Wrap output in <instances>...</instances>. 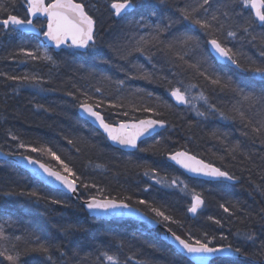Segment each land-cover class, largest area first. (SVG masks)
Here are the masks:
<instances>
[{"label": "trees", "instance_id": "trees-1", "mask_svg": "<svg viewBox=\"0 0 264 264\" xmlns=\"http://www.w3.org/2000/svg\"><path fill=\"white\" fill-rule=\"evenodd\" d=\"M75 2L83 3L86 12L97 21V46L86 54L71 49L58 54L51 51L55 63H47L39 59L32 60L20 52L21 48L33 51V43L39 37L20 36L9 41L5 37L1 38L4 44L0 46V151L14 153L7 155L10 157L29 155L58 168L56 161L46 155L27 152L17 145L23 142L27 146L50 147L73 168L81 180L96 187L84 189L77 182L79 199L75 203L66 195L42 186L14 165L0 162V224L4 225L6 233L20 236L35 233L41 242L52 245L55 264H100L97 258L101 252L115 255L119 264H136L138 260L146 264H191L161 241L159 232L150 231L132 221L93 220L81 207V202L90 200L92 196L97 199L107 197L118 202L124 200L131 208L138 209L183 239L189 235L193 240L203 239L207 233L216 246L232 244L241 247L244 253L241 255L244 258L242 260H216L211 264L263 263L264 247L261 244L264 242V218L261 217L264 216V147L238 119L223 120L218 113L207 112L206 105L199 98L203 93L209 98V103L231 115L230 109L238 97L228 91L221 92L187 64L179 60L170 62L159 52L156 54L159 56L158 61H154L156 55L153 57L155 68L143 57L129 58L153 74L151 83L127 79L125 73L132 74L135 70L109 49V45L123 43L133 32H149L150 29L144 28L141 21L167 23L168 17L179 13L175 12L171 0L168 7L156 8L155 14L151 7L142 6L146 0H133L134 12L120 19L114 18L110 11L113 0ZM149 2L154 3L155 0ZM0 4L7 5V11L0 14V18H6L11 13L27 19L24 0H15L14 4L11 0H0ZM90 7L93 9L90 10ZM233 7L236 9L238 4L235 3ZM41 24L37 23V27ZM181 27L185 28V24L181 23ZM184 31L189 34L193 32L187 28ZM194 31L192 34L204 35L198 29ZM206 40L202 44L206 61L188 63L199 62L200 70L206 71L208 75L231 77L235 84L243 87L252 74L218 64L210 56ZM236 48L247 49V56L257 63L264 60L259 54L261 47ZM10 76H35L41 83H21L8 79ZM118 80H125L124 88L119 91L115 83ZM189 85L196 86L189 88ZM96 87L102 88L103 92L97 93ZM173 87H179L182 91L188 89L186 95L189 105L186 109H177L171 103L169 89ZM80 92H87L105 101L122 98L126 106L132 103L155 108L161 115L153 116L145 112L132 115L137 119L164 120L167 129L141 144L136 153L114 150L98 132L79 118L78 103L84 99ZM68 93H74L78 99H73ZM148 93L152 95L149 97ZM191 97L193 101L189 100ZM125 110H128L127 107L106 108L104 114L114 125L117 122H132L129 117L116 115ZM197 110L205 111L206 116H198ZM254 113L255 109L249 115L254 116ZM245 131L249 132L248 136L243 135ZM12 135L19 137V140H12ZM69 139L73 141L72 144L68 143ZM236 144H239L240 150L230 153L229 149ZM176 151H187L197 159L229 172L237 178V185L207 184L188 179L165 161L170 153ZM147 170H153L155 174L144 175ZM173 179L177 181L176 185L171 184ZM156 180L162 183H156ZM33 191L39 193V201L27 195ZM9 192L11 196L6 195ZM193 193L200 194L204 200V210L195 220L189 217L188 211ZM128 196L132 199L125 200ZM53 199L64 203L52 204ZM140 199L160 208L177 223L155 216L149 208L136 203ZM221 204L230 208L235 204L242 211L232 209L235 215L230 216L223 211ZM209 217L214 219L209 220ZM214 220H220L221 224L217 225ZM69 226L70 231L64 232L63 229ZM238 231L241 234L255 232L257 244L238 238ZM15 243L16 249L12 248L11 242L8 243L9 251H23V241ZM57 249L63 251L65 256L60 257ZM129 256L134 259L128 260ZM0 264L9 262L0 257ZM20 264H47V261L40 255L29 253L21 256Z\"/></svg>", "mask_w": 264, "mask_h": 264}, {"label": "snow or ice", "instance_id": "snow-or-ice-1", "mask_svg": "<svg viewBox=\"0 0 264 264\" xmlns=\"http://www.w3.org/2000/svg\"><path fill=\"white\" fill-rule=\"evenodd\" d=\"M14 2L15 0H11V3L14 4ZM213 3L214 0H186L182 7H177V11L179 12L178 19L168 17L167 23H144L141 21L144 28L150 29L149 32L146 34L133 32L130 36L125 38L123 43L109 45V49L119 59L127 61L132 65L135 71L132 74L126 72L125 76L127 79L146 80L151 83L153 74L146 71L142 65L129 58L133 56L143 57L144 60L152 64V67L155 68L153 57L159 52L169 58L170 62L179 60L187 64V67L193 69L198 75L203 76L205 80L209 81L214 88H218L221 92L228 91L233 93L238 99H236L230 109L231 115L209 103V98L203 93L200 94L199 98L206 105L207 112L218 113L223 120L235 121L238 119L245 128L250 129L255 139L260 140L261 146L264 147V60L257 63L252 60L250 56H244L242 53L234 51L233 48L228 47L226 43L229 39H238V29L244 33L246 37L250 36L251 41H255L256 35L253 33L256 27H259L262 36L261 43L264 44V0H215L216 7H213ZM235 3H239L244 9H249L254 13V18L249 16L242 24L234 21V17L243 15L242 11H237L233 7ZM24 4L26 5L28 17H46L47 30L42 31L43 24L38 28L37 24L34 23L31 18H19L9 13L6 18H0V26H2L5 31L10 29L13 32L21 30L36 32L38 35L42 34L48 41L53 42L57 48L67 44L69 40L71 44L68 46L72 48L92 50L96 48L97 21L86 12L83 3L75 2V0H50V2L47 3L46 0H24ZM168 4L169 0H155L154 3H150L149 0H146L145 4L142 6L151 7L153 9V14H155L156 8H166ZM133 7V0H113L110 4V8L113 10V14L116 17L127 14L128 10L133 9ZM5 11H7V5L0 4V14H3ZM181 23L185 24L188 30L198 29L203 32L204 35L208 37L206 43L211 46V49L214 50L220 58L234 65L235 68L241 72H250L252 78L241 87L235 84L231 77L223 78L219 75L210 76L206 71H201L199 62L195 64L188 63L185 57L192 49L200 47L201 40L198 36L190 35L188 32L180 34L172 33L171 38H169L168 34L171 33L174 25ZM221 37H223V39H221ZM20 52L32 60L43 59L55 63L52 56L47 53H45L43 57L39 56L37 54L39 49L34 52L26 51L21 48ZM259 54L261 57H264V47L260 48ZM103 62L108 63V61ZM8 79L29 84L41 83L35 76H10ZM115 83L118 86V91L122 90L125 86V80H118ZM257 84H259V89H257ZM195 86L196 85H189L188 87L191 88ZM95 91L97 93H102L103 89L96 87ZM187 91V88L182 91L179 87L169 89L170 96L174 98L178 104L188 103ZM68 95L72 96L73 99H78L74 93H68ZM80 95L84 97V99L79 100L78 103V107L82 113L86 114L99 129H102L107 139L115 144L136 148L137 141L142 136L146 134L151 135L158 128L166 127V122L164 120L152 118L137 119L132 115L136 112L151 113L153 116L161 115L155 108L132 103L126 106L122 98H118L116 101H105L102 98H95L87 92H80ZM151 95V93H148L149 97ZM125 107H127L128 110L117 112L116 115L129 117L132 122H117L114 125L109 119H106L104 114L106 108L124 109ZM253 109H255L254 116L249 115ZM45 111H47V109H45ZM197 115L203 117L206 116V112L197 110ZM213 135L215 136L216 134L213 133ZM243 135L248 136L249 132L245 131ZM11 139L19 140V137L12 135ZM68 143L72 144L73 141L69 139ZM17 147L27 152L46 155L56 161L59 166L58 168L49 166L40 159L33 158L29 155L21 156V159L27 161L28 165L36 166V168L42 171L44 176L51 177L59 182L69 193L78 192L77 182H79L84 189L96 187L94 184L89 185L81 180V177L73 168L62 160L52 148L44 146H27L23 142L18 143ZM239 150L240 146L236 144L229 149V152L235 153ZM140 151H147V149H140ZM3 155H14V153H3ZM168 159L174 161L186 171L196 175L215 179L223 178L228 181H235L237 179L229 172L221 170L219 167H214L210 163H205L203 160L197 159L195 155H190L187 151L170 153ZM97 167H100V165H97ZM36 168H33L34 172ZM150 173L152 175L155 174L153 170H147L144 175L149 176ZM156 183H162V181L156 180ZM176 183L177 181L175 179L171 181L172 185H176ZM180 183L182 184L183 181H180ZM186 188L187 185H185V189ZM98 191L102 190L98 189ZM6 195L11 196L12 193L9 192L6 193ZM20 195H25V193H20ZM27 195L30 198H36L37 201L41 198L39 193L35 191L27 193ZM131 199L132 197L130 196L125 197V200ZM51 203L63 205L64 202L53 199ZM136 203L149 208L155 216L162 217L164 221L177 223L172 217L165 215L164 211L160 208L153 207L147 200L140 199L137 200ZM203 204L204 200L201 198L200 194L193 193L192 203L188 211L196 215L198 209H200ZM85 206L90 212L97 210L108 212L109 210L115 211L117 209L132 210L131 205L124 202V200L118 202L116 199H109L107 197L97 199L96 196H92L90 200L85 201ZM220 207L230 216L235 215V211H242V209L235 204H233L231 208L226 204H221ZM232 209H235V211ZM136 211H138V209ZM261 218H264V216ZM208 219L213 220L214 218L209 217ZM214 223L217 225L221 224L220 220H214ZM63 230L64 232L70 231V226ZM173 236L180 246V254L193 258L195 264H209V257H216L219 259L224 254L237 256L244 254L239 246L234 247L232 244L219 247L216 246L213 244L212 240L208 238L207 233L204 234L203 239L197 238L195 240H193L191 235H189L187 239H183L175 233H173ZM236 236L253 245L258 242V237L255 232H244L241 234L238 231ZM222 239H226V237H222ZM21 241L25 244L23 251H15L14 253L9 251L8 243L11 242L12 248L16 249L15 242ZM261 246L264 247V242H262ZM57 251L60 250L57 249ZM29 253L40 255L47 261V264H55L52 255V245L41 242L40 237L35 233H29L26 236L10 235L6 233L4 225L0 224V257L7 260L9 264H20L21 256ZM64 256L65 253L60 251V257ZM97 259L100 261V264H104V262H107V264H119L118 258L108 252H101ZM127 259L133 260L134 257L129 256ZM136 264H146V262L138 260Z\"/></svg>", "mask_w": 264, "mask_h": 264}, {"label": "water", "instance_id": "water-1", "mask_svg": "<svg viewBox=\"0 0 264 264\" xmlns=\"http://www.w3.org/2000/svg\"><path fill=\"white\" fill-rule=\"evenodd\" d=\"M110 10H111V8H110ZM133 11H134V7H133V9H129L127 13H131ZM111 12L113 13V10H111ZM252 14L254 16V13H252ZM124 15L125 14H122L120 17H122ZM114 17L116 19L120 18V17H116L115 15H114ZM28 18L33 19L34 23L36 21H42V22L46 23V17H43V16H39L37 18H33V17H28ZM46 30H47V26H46ZM17 32H19V33H21V34H23L25 36H37L38 35L36 32H31V31H27V30H21V31H17ZM42 41H43V44L49 50L53 51L56 54L66 50L67 47H69L68 45L71 44V41L69 40L67 42V44L61 45L60 48H57L55 46V44L53 42H51V41H48L46 37H44ZM72 49L75 52H78V53H81V54H85L88 51V49H76V48H72ZM208 51H209V54L211 55V57L214 60H216V62L218 64L226 66V67H229V68H231L233 70H236V71H240V70L236 69L234 65H231V64L225 62L222 58H220L218 56V54H216L214 52V50L211 49L210 45H208ZM171 101L179 109L185 108L187 106V103L186 104H178L176 102V100L174 98H172V97H171ZM77 114H78V116H79V118L81 120L86 122L96 132H98L106 140V142L108 143V145L112 149L120 151V152H123V153H129V154L136 153L138 151L139 146L144 141L151 139L152 137L164 132L167 129V126L165 128H158L151 135H147L146 134L145 136H142L137 141V147L136 148H130V147H125V146H121V145L115 144L112 141L108 140L106 134L103 133V130L99 129L98 126L96 124H94L91 121V119L86 116V114L82 113L80 108H78ZM165 160H166V162L168 164H170L171 166L175 167L178 171L183 173L187 178H189L191 180L203 181L205 183H210V184H212V183H220L221 184L222 183V184H228V185H237V181H228V180H225L223 178L215 179V178H210V177H205V176H202V175H196L194 173H190V172L186 171L185 169L181 168L174 161L169 160L168 156L166 157ZM0 162H4V163H8V164L14 165L16 168H18L21 171L27 173L33 179H35L38 182H40L42 185L50 188L51 190L59 191V192L65 194L66 196H68L74 202H77L78 199H79L78 193H69L66 189L63 188L62 185L59 184V182L55 181L51 177L44 176L42 171L39 170L38 168H36V166L28 165L27 161H24V160L21 159V156L10 157V156H7V155H3V153L0 151ZM33 168H36L35 172L33 171ZM81 207L88 214V216L91 219H93V220L104 221V222L119 221V220L120 221H132V222H134V223H136L138 225H142V226L146 227L147 229H149L151 231L159 232L161 241L165 242L170 247H172L181 257H183L184 259L189 261L191 264H195L193 258H191L189 256H186L184 254H180V246H179L178 242L174 239V236H173V234L170 231H168L167 229L161 227L157 222L149 219L148 217H146L145 215H143L139 211H136L135 209L131 208L132 209L131 211L130 210H126V209H117L115 211L109 210L108 212H103V211H100V210L90 212L87 209V207L85 206V201L81 202ZM203 210H204V204H203V206L200 209H198L196 215H193L192 213L189 212V217L192 220H195L196 217L198 216V214L202 213ZM227 259H235V260H240L241 259L242 260L244 258L241 255L237 256V255L224 254L219 259L216 258V257H209V264H211L212 262H214L216 260H227ZM260 264H264V262L260 263Z\"/></svg>", "mask_w": 264, "mask_h": 264}, {"label": "rangeland", "instance_id": "rangeland-1", "mask_svg": "<svg viewBox=\"0 0 264 264\" xmlns=\"http://www.w3.org/2000/svg\"><path fill=\"white\" fill-rule=\"evenodd\" d=\"M174 8H175V12H178L177 11V7H182L186 0H171ZM213 7H216V3H215V0H214V3H213ZM90 10H92L93 8L90 7L89 8ZM239 11H242L241 8H239ZM172 19H178L179 18V13L177 15H172L171 17ZM231 23V22H230ZM186 28V26H185ZM184 27H181V24H176L174 25V27L172 28L171 30V33L168 34L169 38H171V34L172 33H176V34H180V33H184V32H188V31H184L185 30ZM192 33H195L194 29H192ZM191 33V32H190ZM190 34V35H194V36H198L201 40V44H200V47L199 48H194L192 49L190 52H188V55H187V61H206L205 57H204V54H203V49H202V44H203V41L204 39H208L207 36L205 35H200V34ZM189 34V33H188ZM6 38V41H9L11 40L12 38L14 37H20V35L17 33V32H13L11 31L10 29L5 31L2 27V30H0V46L2 44H4L3 40L1 38ZM36 42H34L33 44V51L35 52L37 49H39V52L37 53L39 56L43 57L45 53H47L48 55H50V50L47 49V47L42 43V40L41 39H35ZM227 46L228 47H232L234 51H238L240 53H242L244 56H247L248 55V50L247 49H237L236 46H235V43L233 40L229 39L227 40ZM51 56V55H50ZM158 58L159 56L156 55V57L154 58V61H158ZM40 61H45L47 63H50L49 61H46V60H43V59H39ZM192 96V95H191ZM190 101H193V97L189 98Z\"/></svg>", "mask_w": 264, "mask_h": 264}, {"label": "flooded vegetation", "instance_id": "flooded-vegetation-1", "mask_svg": "<svg viewBox=\"0 0 264 264\" xmlns=\"http://www.w3.org/2000/svg\"><path fill=\"white\" fill-rule=\"evenodd\" d=\"M237 4H238V7L242 9L244 16L241 18L235 17L234 21L242 24L249 18V16H252V18H254L252 12L249 9H244L239 3ZM237 31H238V39L235 40V45L238 48L258 49L259 47H264V44L261 43L262 36H261V30L259 27H256L255 32L253 33L254 35H256L255 41H251V37L250 36L246 37L245 34L242 33L239 29Z\"/></svg>", "mask_w": 264, "mask_h": 264}, {"label": "bare ground", "instance_id": "bare-ground-1", "mask_svg": "<svg viewBox=\"0 0 264 264\" xmlns=\"http://www.w3.org/2000/svg\"><path fill=\"white\" fill-rule=\"evenodd\" d=\"M236 10L237 11H239V7H236ZM170 97V101H171V96H169ZM171 103L173 104V102L171 101ZM174 105V104H173ZM188 105H189V102L187 103V106L185 107V108H181V109H186L187 107H188ZM175 106V105H174ZM175 108H177L176 106H175ZM177 109H179V108H177ZM167 126V125H166ZM166 131V130H165ZM164 131V132H165ZM163 133V132H162ZM161 134V133H160ZM160 134H158V135H160ZM157 136V135H156ZM155 137V136H154ZM153 138V137H152ZM147 141V140H146ZM145 142V141H144ZM143 142V143H144ZM142 143V144H143ZM1 163H4V162H1ZM18 169V168H17ZM20 170V169H19ZM35 181H37V180H35ZM195 181H198V180H195ZM38 182V181H37ZM199 182H203V181H199ZM38 183H40V182H38ZM205 183V182H204ZM41 184V183H40ZM207 184H210V183H207ZM212 184H220V183H212ZM222 184V183H221ZM42 185V184H41ZM42 186H44V185H42ZM44 187H46V186H44ZM46 188H48V187H46ZM48 189H50V188H48ZM51 190V189H50ZM52 191H55V190H52ZM59 192V191H58ZM61 193V192H60ZM78 193V192H77ZM63 194V193H62ZM65 195V194H64ZM79 195V194H78ZM68 197V196H67ZM74 202V201H73ZM76 203V202H75Z\"/></svg>", "mask_w": 264, "mask_h": 264}]
</instances>
